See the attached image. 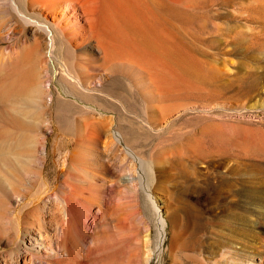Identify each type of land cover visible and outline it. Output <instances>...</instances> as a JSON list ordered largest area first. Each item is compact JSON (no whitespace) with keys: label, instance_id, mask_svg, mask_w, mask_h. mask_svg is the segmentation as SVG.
<instances>
[{"label":"rangeland","instance_id":"1","mask_svg":"<svg viewBox=\"0 0 264 264\" xmlns=\"http://www.w3.org/2000/svg\"><path fill=\"white\" fill-rule=\"evenodd\" d=\"M101 1L97 28L109 51L96 41L66 44L56 61L45 41L36 45L30 32L0 18V56L20 53L18 71L4 85L13 97L0 98V130L8 134L0 147L14 136L29 151L44 141L47 152L42 164L7 162L11 207L0 166V220L6 223L16 192L46 188L49 201L27 222L36 230L34 224L44 223L52 240L63 218V197L78 187L72 228L62 243L70 255L62 259L45 250L37 255L41 264H214L226 247L234 251L220 264H258L264 225L242 216L240 197L213 198L212 184L214 174H224L240 195L248 193V201L264 208V151L250 146L252 137L264 135V0H163L168 9L155 6L160 0ZM66 70L81 87L67 79ZM45 93H56L51 105ZM92 116L105 120L107 133L98 137L91 127L99 120ZM119 133L122 150L104 148L108 134ZM228 136L238 149L223 145ZM126 148L156 171L150 181L146 167L140 168L144 181L135 195L120 179L129 173ZM72 149L85 158L73 160ZM160 217L166 220L162 240ZM4 224L0 258L6 261Z\"/></svg>","mask_w":264,"mask_h":264},{"label":"bare ground","instance_id":"2","mask_svg":"<svg viewBox=\"0 0 264 264\" xmlns=\"http://www.w3.org/2000/svg\"><path fill=\"white\" fill-rule=\"evenodd\" d=\"M172 1L173 0H171V2ZM102 2L103 1H101V0H23V1L22 0H1L0 1V18H2V22L4 20L13 21L14 25L20 27L23 31H25L27 33L30 32V34L32 35V38L34 40V43L36 45L39 46L41 42L45 41V44H46L47 50H48V57L50 58L51 61H56L58 59L57 52H58L59 47L61 45H66V44L75 43L77 45H82L83 43H85L87 41H96L97 42V44H96L97 48H103L106 51H109L110 46L108 45V43L106 41V37H103L104 35H102V33H100V31H98V28H97V23H98L97 22V14L100 11V8H101L100 4ZM167 3L168 2L160 0V1L155 3L156 4L155 6L159 5V8L161 6V8L168 9L170 3L168 5H167ZM155 6H154V8H155ZM48 17L52 18V22H49ZM2 22H0V24ZM14 25H13V28L11 29L12 33L15 32V26ZM0 31H2L1 27H0ZM2 49H1V51H2ZM1 51H0V53H1ZM3 52H4V50H3ZM6 54L7 55L5 57L0 56V72H2L4 74V77L2 76L3 78H1V76H0V78H1L0 79V96H1L0 98L1 99L3 97L5 98V96L7 98L13 97L14 93L5 91L4 85L6 86V84H7L6 82H7L8 78H10L9 81L11 82L12 77L18 71L19 61H20V53L19 52H16V51L11 52L10 51L9 54L7 52H6ZM65 75H66L67 79L74 81V83L76 82L80 87L82 86V82L80 81V79L75 77L68 70L65 71ZM10 82L8 84H11ZM9 87H11V85H9ZM2 92H5V93H2ZM45 94L47 97L48 96H49V98L51 97V99H50L51 100L50 105H51L53 100L56 99L55 98L56 93H45ZM4 100H6V99H4ZM22 102H24V100H22ZM48 104H49V102H48ZM98 114L96 116L100 117ZM101 117H102V115H101ZM92 119H96V118L93 117ZM90 120H91V118H90ZM96 120H99V118ZM104 122H105V120H104ZM104 122L101 121V118H100L99 121L94 122L92 124L91 129H93V131H95L96 133L99 134V136L97 135L98 137L102 136L103 133H107V130L109 129V128H107V130L105 129L106 123H104ZM87 123H88V121H87ZM90 123H91V121H89L88 124H90ZM1 131L2 130H0V142H1V138L2 139L8 138V134L6 135L7 131L4 132V134H1L2 133ZM85 131L87 133V130H85ZM86 133H85V136L87 135ZM92 133L90 134L91 137L93 136ZM12 135H13V133H12ZM17 135L19 136V134H17ZM85 136H84V138H85ZM87 137H89V136H87ZM91 137H89V139ZM84 138H83V140H84ZM225 138L226 139H223V140H225L224 144H223L224 146L226 145V143H229V146L227 145L228 148H230V146L236 145V143L234 141L229 139V136L225 137ZM20 139H21V137H20ZM20 139L13 136V137L7 139L6 141L3 140L4 142L0 147V157L2 160V162H0L1 174L4 176V178L2 179L3 196L6 199V202H8V204L10 205V207H11L10 197H11L12 193L10 191V185H9L7 178H8V175H10L11 171L9 169L7 162L11 158L13 161H18V162L33 161V163L35 162L37 164H42V163H44V160L47 157V154H46L47 152H46L44 141L40 142L41 147H39V146L37 147V144L36 145L33 144L35 146V151H31V150L29 151V149H28L29 144L23 142ZM93 139H95V138H93ZM101 139H102V137H101ZM122 139H123V135L121 133H119L117 135L108 134V139L105 142L104 148H106L107 150L110 149V150H115V151H121L122 150L121 149V146H122L121 140ZM31 140H33V139H31ZM35 141L36 140H34V142ZM79 141H81V140H79ZM250 141L252 143V144H250V146L252 148H254L256 151H259V152L264 151V135L254 136L250 139ZM234 143H235V145H234ZM33 145H31V147ZM235 147H237V145ZM235 147H231L232 149L234 148L233 151H237L238 147H237V149ZM228 148H226V150ZM15 149H19L18 152L17 151H16V153L12 152V150L15 151ZM242 149L245 152V150H244L245 148L243 146H242ZM124 151L126 154L127 164L129 167V173L123 177H120V179L122 181L129 183V185L131 187V191H133V194H134V193H136L138 188L142 186V183L144 181L143 175L140 174V168L142 166L146 167V169H147L146 178L149 179L150 181H153L155 179L156 171H155L152 163H150L149 161L144 160L140 156L136 155L135 152L131 148H126V149H124ZM82 153L83 152H81L79 154L76 152L75 149H72V156L71 157L73 158V160L76 158H78V160H80L81 157L83 155H85V154L81 155ZM84 158H85V156H83V159ZM218 159L221 160V162L226 161L225 155L219 156ZM207 161H209V160H207ZM215 161L217 162V160H215ZM73 167L74 168H72V169H75L76 166H73ZM230 168H231V166H230ZM258 168H260V167H258ZM79 169H80V167H79ZM82 169L79 170V172L83 171ZM232 170H234V169H232ZM258 171H260V170H258ZM74 172H76V171H74ZM79 172H77V173H79ZM86 172H88V171H86ZM69 173H71V172H69ZM206 173L207 172H205L203 175H205ZM210 173H212V172H210ZM72 174H74L73 171H72L71 175ZM206 175H208V174H206ZM225 176L227 177V174ZM194 178H195V176H194ZM199 178H200V176H199ZM195 179L197 180V178H195ZM213 179L215 182L212 184V189L216 194V196L213 198H216L217 200L220 201V198H222V197L224 199H228V197H229V199L231 198V200H232V198L240 197L238 206L241 209L240 212L243 214L242 216H251L252 219L254 218L253 219L255 221L254 224H258V225L263 224L264 225V208H261L257 205L252 204L251 203L252 200H251V202L248 201L247 198H249V197L245 196L248 193H246L245 195H240L238 189L234 188V183H236V182L232 183L231 180L226 181L224 174L222 176H219L218 174H214ZM239 179H241V181H242V180H251L252 178L247 179L245 177H240ZM199 180H201V179H199ZM207 180L209 181V179H206V181ZM204 181L205 180H203V182ZM261 181L264 182V178L261 179ZM200 182L201 181H199L198 183H200ZM203 182H202V184H203ZM197 185H199V184H197ZM203 185H205V184H203ZM207 185H209V184H207ZM210 185H211V183H210ZM202 187L206 188V185H205V187L204 186H202ZM148 189H150V188H148ZM80 190H81V188H80ZM80 190L78 187L77 188L73 187V188H70L69 191L67 192V194L64 195V197H63L64 209L62 211L63 218L61 220V223L56 225L55 229H56L58 234L54 235L52 237V240H51V235L45 233L46 228H45L44 223H40L38 221L36 224H34L35 226L38 227V230H36L34 227H32L27 222V216L29 213L33 212L34 210H37L38 207L44 205V203H47L49 201L50 194L48 193V190L46 188L39 187L28 195L16 192L17 195H15V200H14L15 203L12 206V208H10L11 210L9 209V207L3 209L4 211L6 209L10 210V216L9 217L7 216L8 218H6L7 221L5 224H4V222H5L4 219L2 220L3 224L6 226L5 244L8 247V252H9L10 256L6 261H4V259L0 258V264H2V263L7 264L8 262H10L11 264H41V261L39 259H37V255L38 256L43 255L42 253L46 252L45 250L49 251V253H47V255H59L62 257V259L68 258L69 257L68 255H70V253L63 246L62 243L66 237V234L72 228V220L74 219V215H75V203L77 202L76 199L79 196ZM210 191H211V189H210ZM213 191H211V192H213ZM201 192H203L202 189H201ZM210 193L208 191L207 194H210ZM147 196H148L149 200L151 201V204L153 205V207L158 209L159 207L156 204V201L153 199L150 192L147 193ZM213 196H214V194H213ZM248 196H249V194H248ZM211 197H212V195H211ZM206 199H207V197H206ZM207 200H208V202H210L209 199H207ZM217 200H216V202L219 204V202ZM2 202H4V201H2ZM2 202H0V203H2ZM223 202H222V205H223ZM4 205H3V207H4ZM6 206H7V204H6ZM215 208H217V207H215ZM158 210L160 211V208ZM1 212H3V211H1ZM156 216H157V214H156ZM158 226H159V229H158L159 235L158 236H160V240H162L163 237L166 235V233H165L166 220L163 217L162 218L160 217L159 222H158ZM53 243H55V244H53ZM233 249H231L230 247L229 248L226 247L222 251L220 257L218 259L213 260L214 264H220L221 263L220 260H223V259H226V257H229L230 255H228V254ZM65 254L67 255L66 257H64ZM56 263L60 264L61 260H57ZM46 264H48V263H46ZM245 264H256V263L254 260L250 259ZM258 264H264V257H262L260 259V262Z\"/></svg>","mask_w":264,"mask_h":264}]
</instances>
